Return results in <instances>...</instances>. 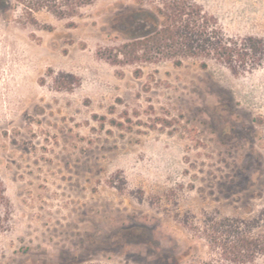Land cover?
Returning <instances> with one entry per match:
<instances>
[{"label":"rangeland","instance_id":"1","mask_svg":"<svg viewBox=\"0 0 264 264\" xmlns=\"http://www.w3.org/2000/svg\"><path fill=\"white\" fill-rule=\"evenodd\" d=\"M192 1L264 48V0ZM130 9L96 0L68 28L0 0V264H227L204 223L264 210V55L136 79L98 55L127 40Z\"/></svg>","mask_w":264,"mask_h":264},{"label":"trees","instance_id":"2","mask_svg":"<svg viewBox=\"0 0 264 264\" xmlns=\"http://www.w3.org/2000/svg\"><path fill=\"white\" fill-rule=\"evenodd\" d=\"M96 0H16L30 21L46 12L58 20L73 19ZM132 2L122 25L129 37L122 44L99 49L98 55L112 66H135L133 76L142 77L141 66L170 62L180 67L197 60L201 69L214 62L233 74L259 65L264 48L253 38H231L219 28L216 19L192 0H121ZM71 21V22H70ZM11 206L0 183V233L11 223ZM208 244L221 251L227 264H254L264 258V210L251 218H212L201 228ZM212 264V263H204Z\"/></svg>","mask_w":264,"mask_h":264}]
</instances>
